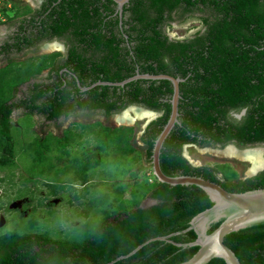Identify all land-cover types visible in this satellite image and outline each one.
Returning a JSON list of instances; mask_svg holds the SVG:
<instances>
[{"label": "trees", "instance_id": "trees-1", "mask_svg": "<svg viewBox=\"0 0 264 264\" xmlns=\"http://www.w3.org/2000/svg\"><path fill=\"white\" fill-rule=\"evenodd\" d=\"M48 4L53 13L41 21L49 11L43 8L40 27L30 38L17 35L0 46V55L8 63L0 70H12L8 79L0 81V176L18 168L14 141V130L22 126L15 116L18 111L34 118L44 138L34 132L36 137L23 148L31 157V169L42 166V177L30 172L27 184L45 177L56 196L63 194L67 184L87 185L88 173L104 169V160L111 154L119 155L121 164L134 156V164L143 159L152 165L156 140L172 114L173 83L102 84L151 74L183 80L179 123L162 149L163 172L169 177H202L231 193L264 189V171L242 180L231 164L197 167L186 156L191 145L211 150L264 146V0H131L124 12L130 16L122 25L114 0H46ZM195 21L201 25L193 28L191 36L183 40L169 36L175 24L182 27ZM56 39L65 43L67 55L39 54L40 46ZM32 80L35 83L20 96L21 87ZM132 106L159 114L142 133L140 151L133 144L135 128L92 122L108 121ZM244 110L246 114L238 119L235 114ZM67 124L62 136L56 134L54 128ZM85 134L93 145H86L88 151L74 149L82 144L80 137L87 143ZM59 165L62 171L58 172ZM62 173L72 177L67 180ZM0 181L15 183L13 175ZM148 183L140 184V202L129 211L111 210L107 198L102 202L85 197L83 208L75 204L83 214L81 220L65 230L62 239L13 231L1 235L0 264H181L190 260L199 247L178 245L197 241L194 230L173 237L174 243L150 241L187 230L214 203L197 186H171L157 178ZM74 192L72 199H78ZM148 199L152 205L141 207ZM88 204L103 210L105 218L98 227L90 228L86 222L90 221L85 214ZM222 222L213 224L208 233ZM225 242L242 264H264V224L230 234ZM209 264L227 263L216 258Z\"/></svg>", "mask_w": 264, "mask_h": 264}, {"label": "rangeland", "instance_id": "rangeland-1", "mask_svg": "<svg viewBox=\"0 0 264 264\" xmlns=\"http://www.w3.org/2000/svg\"><path fill=\"white\" fill-rule=\"evenodd\" d=\"M200 25L201 22L195 21L194 23H190L184 27L174 28L172 29V32L175 35L181 34L185 36V32L187 30L191 29V33H194L196 29L200 28ZM195 27L197 28L192 29ZM2 40L3 39H0V42H2ZM4 64L6 63H3V65ZM6 72L9 73L5 74ZM11 72L12 70H0V81L8 79L10 77L9 74L12 75ZM18 73L19 72H16L14 76L16 77ZM35 81L36 80H32L30 83H27V85L22 86L21 94L24 91L28 92L29 85L35 83ZM130 114L135 116L133 110H131ZM19 115L17 116V120ZM157 117L158 116L152 117L151 119H141L132 125V127L136 130L133 144L138 149V151L143 150V144L140 137L145 131L147 122L150 120L152 122ZM114 119L117 120L118 118L114 117ZM19 122L22 124V126H20L19 129L16 128L14 130V141L17 145V151L19 153H17L18 168L12 171L9 170L10 172H2V177L13 175L15 183L13 182L14 184H12L9 182H0L3 187V189H1L4 191V193L6 189L8 191L6 194H3L0 197V236L6 234L9 231H13L19 232L22 235L42 234L50 236L53 239H62L65 236L63 232H66L65 230H71L72 227L78 224L81 220L83 214L80 212L79 208L75 206V204L79 205L80 208H83L84 206L82 203L84 202L85 197H87L89 200H96V198H100L102 202H106L107 198L110 204L109 208L111 210H115L118 213L119 211L133 210L135 207L134 203L140 202V184L146 180L149 182V178L145 175V173L148 172L149 166L143 163V159L142 161L137 162V164H134V156H129L128 159L124 161L125 163L122 164L118 162V157H120L119 155L115 154L114 156L111 154L110 156H107L104 160V169H98V171H90L88 173L90 182L87 185L84 186L81 182H77L75 184L77 187L73 188L77 190L76 194L79 196V198L77 197L78 199H72L75 192L71 189V186L68 185H66L65 189L62 190L63 194L59 193V195L61 194L60 196L54 195V189L52 190L50 186H48V182H46L45 177L36 182L37 184L33 181H31V184H27V180L31 177V173L36 174L39 179L42 177V166L39 165L35 169H31V157L24 153L23 148L32 141L33 137H36L35 133L41 138H43V133L40 127L35 126L34 118H32L30 115L24 116L19 120ZM68 126L69 125L67 124L63 127V129L54 128V131L62 136L63 132L68 128ZM78 132L82 133L83 129L79 128ZM84 137L86 140H88L87 143L83 144L85 140L80 137L79 139L82 144L80 146L75 145L74 149L81 147L83 151H88L90 147H87L86 145L89 142L93 145L94 140L88 139L86 134ZM212 150L202 149L199 147L188 148L186 151V156L191 162L198 166L231 164L238 172L239 177L242 180L253 178L249 177V174L253 169V161L249 159L244 160L236 156L237 151L234 145L228 146L227 150H223L222 152L219 150ZM248 150L259 153L260 158H263L264 160V146L251 147ZM59 171H62V167L60 165L58 167V172ZM133 173L137 174L138 177L135 178ZM62 176L69 180L72 177V174L66 177V175L62 173ZM52 179L59 180L60 177L52 176ZM7 180L9 181V178ZM152 181H154V179H152ZM149 183L152 184V182ZM31 189L33 190L34 194L31 192ZM71 191H73V193ZM83 191L87 192L81 193ZM23 194L24 197L19 198ZM48 198L49 201L47 200ZM40 202H44L43 207L40 206ZM149 202L150 199L143 202V204L150 205ZM88 206L89 207L86 208L85 214L86 216L90 215V221L86 222H90V228H92V226L98 227L105 218V215L102 214L103 210H99L98 207H95L92 204H88ZM7 208H9V210H6ZM34 208L37 209L36 213H32ZM104 212L106 215L108 214L107 210H104ZM34 227L35 229H33ZM76 232L81 234L83 231L78 230Z\"/></svg>", "mask_w": 264, "mask_h": 264}, {"label": "water", "instance_id": "water-1", "mask_svg": "<svg viewBox=\"0 0 264 264\" xmlns=\"http://www.w3.org/2000/svg\"><path fill=\"white\" fill-rule=\"evenodd\" d=\"M114 1L120 6V8H122L124 4L129 3L131 0ZM135 80H169L173 83L174 87V94L172 99V114L163 132L156 140L153 150V161L151 168L153 170L154 176L160 183L168 184L171 186H197L204 190L210 196L212 202L214 203V206L211 209L196 216L191 221V225L187 230L179 233H174L166 237L156 238L151 240L150 242L165 241L168 243H174L172 240L173 237L194 230L198 235L197 241L185 245L179 244L178 246H182L185 248L199 247V250L190 260L181 264H209L213 259L216 258L224 259L227 264H242L235 252L230 247H228L225 241L230 234L264 224V189L248 191L245 193H231L223 188L220 184L211 182L202 177L167 176L162 170L161 154L167 139L171 135L176 125L179 123V106L181 99L180 84L181 82H183V80L170 75L139 74L136 77L120 84H102L125 87L128 83ZM134 108L153 113V117L159 116L156 112L139 106H132L125 110L122 114ZM150 123L151 120L147 122L146 127ZM116 125H124L127 127L132 126L120 123H117ZM235 149L237 152L239 151L242 153L251 151L248 149L242 150L237 147ZM263 170L264 166L255 171H252L249 177L257 176ZM152 203V200H150V205L143 204L141 207H150ZM221 221L223 222L221 223L219 228L216 229L213 233L209 234L208 231L210 230L211 226Z\"/></svg>", "mask_w": 264, "mask_h": 264}, {"label": "clouds", "instance_id": "clouds-1", "mask_svg": "<svg viewBox=\"0 0 264 264\" xmlns=\"http://www.w3.org/2000/svg\"><path fill=\"white\" fill-rule=\"evenodd\" d=\"M27 1L28 2H26L25 0H21V1L4 0V1H0V37H2L0 39H3L2 42H0V46L4 45L8 41H11L12 38L16 37L17 35H21L22 37L30 38L32 35V32H34L35 29H38L40 27L38 25V24H40L39 14L42 15L41 11L43 10V8L47 7V9L49 11L46 13V16L42 15V17L40 18L41 21L45 17H47L49 14H52L54 11L53 7L50 8L49 4L46 6V0H27ZM61 1H63V0H59V3ZM129 3H127V5ZM125 6L126 5L124 4L123 7L125 8ZM5 11H7V13L10 15V18L6 15ZM119 17L121 19V14L119 15ZM182 27H184V26H182ZM174 28H181V27L178 26L177 24H175L172 29H174ZM172 29H170L168 31V34L172 39L183 40V39H185L186 36H191V32H192L191 29H189L185 32V36L181 35V34L180 35L173 34ZM45 47H54V49L52 51L47 52L44 50ZM56 48H58L59 50L56 51ZM39 50H40V52H39L40 55L61 53L62 51L68 52L67 47L65 46V43L59 39H56L53 42L44 43L42 46L39 47ZM121 114H119L118 116L115 115V117L118 118L119 116H121ZM117 121H118V119H117ZM122 126H124V125H122ZM212 151H214V150H212ZM219 151L222 152V150H219ZM143 163H145V162H143ZM191 163L197 167H202V166H198V165L194 164L193 162H191ZM147 166H149V168H148V172L145 173V175L149 178V182H151L152 179H154V181H152V184H153L155 182L156 177L153 174V170L151 168V165L147 164ZM148 173H151L150 177L148 176ZM79 182H81V181H79ZM76 183H74L73 185H69V184H67V185L71 186V189L74 191V190H76L74 188L77 187V185H75ZM0 186H2V185L0 184ZM3 194H4V191L0 188V197Z\"/></svg>", "mask_w": 264, "mask_h": 264}, {"label": "bare ground", "instance_id": "bare-ground-1", "mask_svg": "<svg viewBox=\"0 0 264 264\" xmlns=\"http://www.w3.org/2000/svg\"><path fill=\"white\" fill-rule=\"evenodd\" d=\"M45 49H46V47H45ZM48 49H50L52 51L54 49V47H47L46 50H48ZM132 110L134 111L135 116H132L130 114L131 110L127 111L123 115L118 117L119 123L127 124V125H133L138 120L145 119V118L146 119L147 118L151 119L154 116L153 113H150V112H147V111H143V110H139L137 108H134ZM228 155H230V154H228ZM236 156H238L239 158L244 159V160L249 159V160L253 161L254 165H253V169L251 170V172L255 171V170L259 169V168H262L264 166L263 158H260V154L255 152V151H247V152H243V153L238 151V152H236Z\"/></svg>", "mask_w": 264, "mask_h": 264}, {"label": "flooded vegetation", "instance_id": "flooded-vegetation-1", "mask_svg": "<svg viewBox=\"0 0 264 264\" xmlns=\"http://www.w3.org/2000/svg\"><path fill=\"white\" fill-rule=\"evenodd\" d=\"M126 6H127V3L125 4ZM125 6V7H126ZM117 8H118V16L121 14V25H122V23H124V21H125V19L127 18H129V12H126V14L124 13L125 12V8L123 7V8H120V6L119 5H117ZM124 9V10H123ZM123 10V11H122ZM193 33H191V35H192ZM59 49L58 48H56V51H58ZM49 50H47V52H48ZM61 54H63L64 56L65 55H67V52H61ZM246 114V110H244L241 114H235V116L238 118V119H240L242 116H244ZM159 115V114H158ZM115 117V116H114ZM114 117H112L110 120H108L107 121V119L106 118H97V119H95V120H93L92 122H97V121H103V122H109V123H107L109 126H112V127H120V126H118V125H116L117 123H118V121L116 120V119H114ZM77 121V120H76ZM78 121H80V120H78ZM235 146V145H234ZM188 148H197V147H195V146H189V147H187L186 148V151H187V149ZM228 148V147H227ZM227 148L226 149H223V150H227ZM235 148H236V146H235ZM222 150V151H223ZM264 171V170H263ZM262 172V171H261Z\"/></svg>", "mask_w": 264, "mask_h": 264}, {"label": "crops", "instance_id": "crops-1", "mask_svg": "<svg viewBox=\"0 0 264 264\" xmlns=\"http://www.w3.org/2000/svg\"><path fill=\"white\" fill-rule=\"evenodd\" d=\"M18 1H21V0H18ZM25 1L28 2L27 0H25ZM29 4H30V3H29ZM44 49H45V48H44ZM46 49H47V47H46ZM46 49H45V50H46ZM48 50H50V49H48ZM46 51H47V50H46ZM3 63H6V64H4V65H7V60L5 59L4 56H1V55H0V69L5 67V66L3 65ZM22 95H23V94H20V96H22ZM19 112H20V111L15 112V116H16V117L18 116ZM24 116H25V114H22V113H21V114L19 115L20 118H18V119H21V118H23ZM141 135H142V134H141ZM140 139H141V137H140Z\"/></svg>", "mask_w": 264, "mask_h": 264}, {"label": "built area", "instance_id": "built-area-1", "mask_svg": "<svg viewBox=\"0 0 264 264\" xmlns=\"http://www.w3.org/2000/svg\"><path fill=\"white\" fill-rule=\"evenodd\" d=\"M0 1H4V0H0ZM148 176L150 177L151 176V173H148ZM152 182V181H151Z\"/></svg>", "mask_w": 264, "mask_h": 264}]
</instances>
